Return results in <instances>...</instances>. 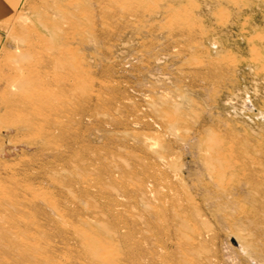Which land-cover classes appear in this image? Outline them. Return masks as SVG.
Segmentation results:
<instances>
[{
	"label": "rangeland",
	"instance_id": "374dc122",
	"mask_svg": "<svg viewBox=\"0 0 264 264\" xmlns=\"http://www.w3.org/2000/svg\"><path fill=\"white\" fill-rule=\"evenodd\" d=\"M3 5L0 264H264V0Z\"/></svg>",
	"mask_w": 264,
	"mask_h": 264
},
{
	"label": "bare ground",
	"instance_id": "6f19581e",
	"mask_svg": "<svg viewBox=\"0 0 264 264\" xmlns=\"http://www.w3.org/2000/svg\"><path fill=\"white\" fill-rule=\"evenodd\" d=\"M4 0H0V9L4 6ZM4 11V10H3ZM1 22V21H0ZM244 23V22H243ZM34 45L29 44L28 48H30L31 50H33ZM253 49V48H252ZM27 51V48L25 49ZM252 53V52H251ZM50 56V55H49ZM51 57V56H50ZM47 59H49L47 57ZM45 60V59H43ZM42 61V60H41ZM49 61V60H48ZM73 61V60H72ZM44 63V61H43ZM49 63V62H48ZM53 64V63H52ZM37 65V64H36ZM48 65V64H47ZM55 64H53L54 66ZM262 65V64H260ZM34 66V65H33ZM44 66V64H43ZM42 66V67H43ZM50 66V65H49ZM29 67V65H20V66H16V67H10L11 72L13 74V77L8 79L7 83H6V88L10 91H12V98L8 101L4 102V109H7L8 111H14L20 108L21 104L22 106H26L27 108H30L31 110L34 111H40L42 108L40 106H38V104L42 101L41 97L36 98V100H33V93L30 92V90H28L31 87L36 86L37 84H41L39 77V74L33 75L30 77V80H28V75L31 73V71L24 73V69L27 70V68ZM46 67V66H45ZM51 67V66H50ZM49 67V68H50ZM56 67V65H55ZM35 68V67H34ZM47 68V67H46ZM262 69V68H261ZM47 70V69H46ZM45 70V71H46ZM43 71V70H42ZM41 71V73H42ZM40 73V72H39ZM49 73V71L47 72ZM49 75V74H48ZM49 77V76H48ZM66 80V79H65ZM49 81V80H48ZM47 81V82H48ZM52 81V80H51ZM59 82V81H58ZM62 82V80H61ZM50 83V82H49ZM63 83V82H62ZM47 85V84H46ZM52 85V83L50 84ZM63 85V84H62ZM48 86V85H47ZM16 89V90H15ZM46 89V88H45ZM62 89V88H61ZM47 90V89H46ZM14 91V92H13ZM17 91V92H16ZM44 93V92H43ZM11 97V96H10ZM43 98V96H42ZM24 108V107H23ZM46 108V107H45ZM25 109V108H24ZM22 120V119H21ZM24 123V122H23ZM31 129V128H30ZM158 160V161H156ZM156 160L152 163H148L147 164V174L145 173V179L149 178L151 180H153V182H155L154 180H157V183L159 182H165L166 180V174L164 173L163 167L168 165L167 162V155L165 153H157L156 155ZM168 171V170H167ZM139 176V175H138ZM144 179V178H142ZM148 179V180H149ZM150 181V180H149ZM159 181V182H158ZM144 182V181H143ZM151 182V181H150ZM153 182H151L153 184ZM146 183V182H145ZM149 184V183H148ZM156 184V183H154ZM145 185V184H144ZM151 185V184H150ZM157 186V185H155ZM150 188H154L153 185L149 186ZM139 188V187H138ZM158 188V187H157ZM156 188V189H157ZM154 189H151V191ZM169 190V188H168ZM170 191V190H169ZM155 192V190H154ZM161 194H159V197ZM164 198V197H163ZM165 202V201H164ZM157 214V213H156ZM25 227V226H24ZM104 228V227H103ZM105 230V229H104ZM124 237L125 235H122L120 240L122 241L123 244H125L124 242ZM102 240V239H101ZM103 245V243H101ZM24 245V244H23ZM22 245V246H23ZM79 246L82 248V251L85 255V258L87 259V263L88 264H117V260L115 258H111V260H106V259H102L103 255H101L103 252L101 250V248H103L100 245V248H96L94 247V245L90 242H88L86 239L82 238L79 241ZM24 247V246H23ZM105 247V246H104ZM241 247V246H240ZM104 249V248H103ZM128 255V254H127ZM130 255V254H129ZM128 255V256H129ZM37 256V254H36ZM129 260H131L129 258ZM111 261V262H110ZM133 261V260H131ZM130 261V262H131Z\"/></svg>",
	"mask_w": 264,
	"mask_h": 264
}]
</instances>
